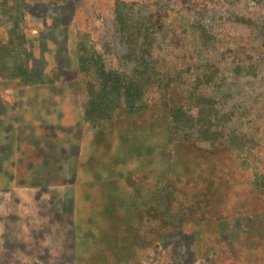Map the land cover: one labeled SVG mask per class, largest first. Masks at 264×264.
Instances as JSON below:
<instances>
[{
  "label": "rangeland",
  "instance_id": "rangeland-1",
  "mask_svg": "<svg viewBox=\"0 0 264 264\" xmlns=\"http://www.w3.org/2000/svg\"><path fill=\"white\" fill-rule=\"evenodd\" d=\"M134 117L133 185L95 148ZM180 156L213 166L209 210ZM0 264H264V0H0Z\"/></svg>",
  "mask_w": 264,
  "mask_h": 264
},
{
  "label": "crops",
  "instance_id": "crops-1",
  "mask_svg": "<svg viewBox=\"0 0 264 264\" xmlns=\"http://www.w3.org/2000/svg\"><path fill=\"white\" fill-rule=\"evenodd\" d=\"M96 2H98L99 0H95ZM104 4L108 3V1L111 0H101ZM79 15H83V12L79 13ZM74 28V27H73ZM71 29H68V25H66L64 28H62V32L65 33V37L64 38V42H61L62 44V48L65 51V54H69V53H75V50H72L70 44L71 41L68 39L69 34L71 31H73ZM61 30V29H59ZM65 31V32H64ZM57 37V36H56ZM58 41H50V42H46L45 44V51H43V55L42 57L45 60H49L51 54L54 55L53 53L58 50L59 47V42ZM65 46V47H64ZM79 67L77 68V84H78V91H80V81L81 79V72L79 71ZM83 84V83H82ZM132 126L134 128L133 134L128 136V137H124L122 135L121 132L118 131H114L111 132V135H106L103 134L105 136H100L99 139L100 140V145H104L103 143H105L107 145L108 143V148L107 149H100L99 147L95 148V153L98 155H101V158L106 160L107 159V155L110 156V158H113L115 160V162H117L118 159H120L121 161H126V163L128 164V162L130 163V169H129V174H131L132 179L131 182L132 184H138L144 177H146L145 175L142 176V172L139 171L140 169L138 168V166L140 165V163H142L144 161V159L149 158L148 155V145H149V139L147 137L143 136V128H144V123L140 122V120H138L136 117L133 118L132 120ZM113 133V134H112ZM103 142V143H102ZM132 146V147H131ZM105 147V146H104ZM184 151H182L180 154L182 156H188L191 155L193 153H195L196 151L200 152H204L206 154H208V149L203 151L201 150L198 146L197 143H190V144H184ZM124 148L127 150V154L126 157H121L120 152H122V150H124ZM140 150V152H138ZM146 150V151H144ZM203 154V153H201ZM182 156H180V159L177 158V161L174 162L173 164L169 167V172H168V176L172 177L175 183L180 184L181 189L182 187L184 188V195H185V202L190 201L191 202V208H194L196 210H203L204 207L206 206L207 209L209 210L212 207H208L209 205L206 204V198H207V194L206 192H208V184L213 182L210 180L211 175L213 174V166L212 165H208V166H204L205 167V171H201L199 172H193L192 170V165L190 163H182ZM178 157V156H177ZM119 160V161H120ZM191 162V161H190ZM85 162L80 163V167H79V173L77 174V176H89L90 173L93 171L91 169H87L84 166ZM159 171H163L165 173V177H166V164H162L158 166ZM141 172V173H140ZM84 174V175H83ZM211 188V186H210ZM182 192V194H183ZM130 193V192H129ZM211 193V192H210ZM130 196L131 200L134 201L133 199H135L134 195H128ZM131 201V202H132Z\"/></svg>",
  "mask_w": 264,
  "mask_h": 264
}]
</instances>
